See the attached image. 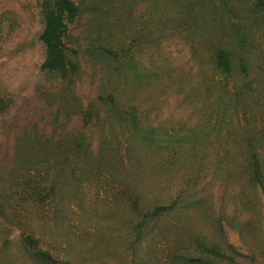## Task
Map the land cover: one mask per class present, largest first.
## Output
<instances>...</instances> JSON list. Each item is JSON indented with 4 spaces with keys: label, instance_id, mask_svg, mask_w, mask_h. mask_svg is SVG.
Listing matches in <instances>:
<instances>
[{
    "label": "trees",
    "instance_id": "16d2710c",
    "mask_svg": "<svg viewBox=\"0 0 264 264\" xmlns=\"http://www.w3.org/2000/svg\"><path fill=\"white\" fill-rule=\"evenodd\" d=\"M140 1L82 0L78 5L75 0H43L39 6L45 23L40 38L46 53L40 69L61 72L63 80L80 76V63L66 40L68 20L81 21L99 12L109 24L125 25L130 20L137 25ZM148 1V19L157 23L150 32L145 23L135 38L149 45L142 52L150 55L148 64L143 58L142 64L136 62V54H128L132 49L126 50L127 46L104 44L108 58L93 61L101 64L94 77L100 91L84 110L70 90L38 86L34 96L39 101L25 98L22 111L17 112L20 117L13 119L21 120L17 144L10 151L0 147V183L7 163L26 164L27 175L56 179L44 183L66 184L76 195L87 194L85 188L93 181L98 191L91 201H105L104 211L134 210L120 220L128 225L133 243L145 235L148 258L160 252L167 264H263V240L256 244L246 230L253 226L252 235L264 231V80H254L251 63L255 59L246 55L248 51L264 55L260 41L250 38L256 32L264 36V20L253 19L257 11L246 8L245 0ZM250 1L264 10L259 5L264 0ZM185 33L190 34L187 44L195 43L188 52L187 71L172 80L173 67L180 64L161 54L164 46ZM231 33L234 40L229 42ZM259 61L264 62V57ZM145 65L157 73L143 72ZM153 74L161 82L167 80L166 95L182 84L183 103L190 114L176 119L173 113L158 124L151 122L147 101L154 88ZM209 81L215 86L207 85L200 92ZM163 100L153 98L150 107ZM39 108L43 116L35 119ZM156 119L160 120L158 115ZM185 119L193 123L188 128L183 126L188 123ZM42 122L52 124L51 128H41ZM224 123L219 139L205 137ZM233 163L240 164L241 172ZM214 186L221 192L216 201L211 193ZM87 205L77 202L74 207L86 212ZM225 225L241 227L240 243L207 237ZM160 235L163 240L155 242ZM24 240L37 241L30 233L24 234Z\"/></svg>",
    "mask_w": 264,
    "mask_h": 264
},
{
    "label": "rangeland",
    "instance_id": "374dc122",
    "mask_svg": "<svg viewBox=\"0 0 264 264\" xmlns=\"http://www.w3.org/2000/svg\"><path fill=\"white\" fill-rule=\"evenodd\" d=\"M75 1L79 5L82 0ZM42 2L43 0H0V147L9 151L17 144L22 129L21 120L13 122V119L19 116L17 113L19 109L22 111L21 106L25 103V98L32 96L31 101H39L34 96L38 86L53 89L62 86L70 90L73 99L78 97L82 104L79 109L84 110L90 106V102L100 91V85L94 81V77L95 70L101 64L95 65L93 61L108 58L103 51L104 44L111 41L113 44L106 46H127L126 50L132 49L128 54L131 56L136 54L135 61L141 64V58L147 59L146 64L150 58V55L147 54L146 57L142 54L147 50L145 46L149 45L135 38L144 29L145 23L149 24L150 32L157 22H152L154 18L148 19L151 17L149 1L141 0L135 11V18H141L137 25L130 20L125 25L119 21L109 24L110 20L106 15L99 12L90 14L87 19L81 21L77 18L68 20L70 26L66 40L71 47V55L80 63V76L63 80L61 72L40 69L46 53L45 45L40 38L45 23L39 6ZM244 3L246 8L250 7L257 11L253 19L264 20V10L259 11L256 8L258 2L245 0ZM87 8L91 9L89 6ZM188 38L190 34L185 33L169 46H164V53L161 55L171 59L174 64H180L173 67L170 77L172 80L180 78V74L187 71L185 64L189 59L188 52L195 43L191 42L188 45ZM250 38L260 41L259 46H264V36L259 32ZM227 39L229 42L234 40L232 33ZM134 43L135 46L129 47ZM245 49L252 50V46H246ZM246 56L255 59L251 63L254 80L257 82L264 80V62L259 61L264 55L248 51ZM144 68L143 72L149 69L154 74L157 73L149 66L145 65ZM154 74L151 81L154 88L149 90L150 98L147 101V108L152 114L151 122L158 124L173 113H177L178 117L174 116L176 119L190 114L191 110L183 103L182 84L166 95L167 80L161 82L159 78L154 77ZM110 76L112 78L113 74ZM157 81L159 84H156ZM207 85L215 86L209 81L202 85L199 91L204 92ZM124 86L125 83L122 82L121 87ZM121 94L128 93L121 92ZM153 98L164 100L153 108L150 107ZM43 113L39 108L35 119H41ZM157 115L160 120L156 119ZM191 124L193 123L188 121L183 126L188 128ZM225 124L216 130H210L205 137L213 135L219 139V130L225 127ZM39 126L51 128L52 124L42 122ZM233 164L237 171L241 172L240 164ZM4 171H6L5 179L0 183V264H167L162 261V254L156 250L155 243L152 246L155 248V253L158 252V256L147 257L144 250L146 247L144 234L137 243L132 242L133 235L130 234L128 225L120 220L123 216L132 214L134 211L132 208H124L126 211H121L120 214L109 213L104 211L108 206L105 201H91L98 191L93 181H89L90 188H85L87 194L76 195L66 184L52 187L44 183L49 184L56 179L47 181L41 176L27 175L26 164L11 166V163H7ZM247 179L246 177L245 180ZM108 187L110 188L109 185ZM240 187H237V191ZM245 191L250 193V189ZM211 193L215 201L218 195H221L215 186L211 188ZM56 194L59 196L58 202L55 201ZM77 202H88L86 212L75 208ZM181 217L182 214H179L178 219ZM243 219L244 217L241 220ZM225 226L217 230L216 235L209 233L207 237L219 243L224 242L225 237H228L227 241L240 243L241 227ZM252 230L253 226L246 230V233L256 240V244H261L262 240L264 243V236H261L264 231L252 235ZM25 233L32 234L37 241L25 242ZM163 238L164 236L160 235L155 238V242ZM241 252L244 253L243 250ZM261 257L264 262V253ZM184 263L188 264V261Z\"/></svg>",
    "mask_w": 264,
    "mask_h": 264
}]
</instances>
